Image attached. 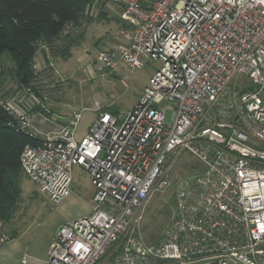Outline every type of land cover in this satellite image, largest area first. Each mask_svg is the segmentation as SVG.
<instances>
[{
  "label": "built area",
  "instance_id": "obj_1",
  "mask_svg": "<svg viewBox=\"0 0 264 264\" xmlns=\"http://www.w3.org/2000/svg\"><path fill=\"white\" fill-rule=\"evenodd\" d=\"M103 1L122 7L127 44L100 50L99 67L159 62L138 102L122 113L97 105L81 138L82 110L39 132L34 113L7 104L38 138L21 167L51 204L71 194L75 166L95 188L90 214L56 230L46 264H264V0ZM179 165L176 205L149 241L147 204Z\"/></svg>",
  "mask_w": 264,
  "mask_h": 264
},
{
  "label": "rangeland",
  "instance_id": "obj_2",
  "mask_svg": "<svg viewBox=\"0 0 264 264\" xmlns=\"http://www.w3.org/2000/svg\"><path fill=\"white\" fill-rule=\"evenodd\" d=\"M81 43L82 40L72 48L74 53H76L77 46ZM85 52L88 53L87 51ZM49 59L52 62V67L49 70L42 68L38 79L34 81L39 91L38 94L34 93L38 97L36 98L37 106L45 110L52 109L58 116L61 114L72 116L74 112L82 110V117L75 126V132L79 138L86 134L91 122L94 120L97 112L93 108L97 105L104 110H114L117 113L131 109L143 95L151 72L159 65V62L150 61L146 66L139 68L119 63L116 68L110 70L100 68V63L91 56H85L81 59L70 57L68 60L60 56H50ZM44 65L46 66L45 63ZM238 79L240 84H248L250 82V79L244 75H241ZM21 90L18 88V82L15 78L8 75L0 88V93L12 97L9 99L10 101L18 97L17 100H20L19 104L21 101L29 103L30 98L28 99V96H24ZM46 97L49 98L46 99ZM33 101L35 102V100ZM35 111L42 112V110ZM37 113L34 112V114ZM41 114L45 115L46 113L42 112ZM165 116L166 121L171 122L173 109L168 108ZM34 118L33 121L37 129H48L51 124L50 121H43L44 124H42V121H39L41 119L40 115H36ZM180 161L190 162L191 165L196 166L194 158L188 154H184ZM185 171L184 166L175 167L170 175L171 185L168 189L164 192L156 191L150 198L144 213V229L142 232L147 240L155 242L161 238V232L169 220L173 207L176 205L173 194L174 188ZM75 174L76 181L81 182L79 184L81 188L85 187L89 178L86 171L75 170ZM23 175L22 195L17 211L9 222L0 220L2 222L0 230L8 238L10 237L7 232L9 225L25 214L27 216L29 215L28 213L35 214L40 208L53 213L55 221H61V218L63 220L68 219L70 215L85 213L86 208L84 206L87 201L85 193L81 196L75 195L78 198L72 203L64 201L54 205L52 208V204L47 197L38 191L36 185L28 176L24 173ZM82 190L84 191V189Z\"/></svg>",
  "mask_w": 264,
  "mask_h": 264
},
{
  "label": "trees",
  "instance_id": "obj_3",
  "mask_svg": "<svg viewBox=\"0 0 264 264\" xmlns=\"http://www.w3.org/2000/svg\"><path fill=\"white\" fill-rule=\"evenodd\" d=\"M100 3L95 0H0V88L11 75L23 95L30 98L29 103L21 101L18 105L32 113L49 115V109H41L36 100L32 101L33 96L38 98L34 95L39 93L34 81L42 72L35 66L37 54L41 50L45 52L43 69L48 70L52 67L50 56L68 60L72 48L86 32L88 22L94 18L93 9ZM11 98L0 93V220L4 222H9L19 207L24 176L20 161L22 150L26 144L38 142L36 136L17 125L16 113L7 108ZM17 98L13 102L18 103Z\"/></svg>",
  "mask_w": 264,
  "mask_h": 264
},
{
  "label": "crops",
  "instance_id": "obj_4",
  "mask_svg": "<svg viewBox=\"0 0 264 264\" xmlns=\"http://www.w3.org/2000/svg\"><path fill=\"white\" fill-rule=\"evenodd\" d=\"M144 1L147 2L148 0ZM121 14L122 7L115 3L103 1L99 6H96L93 9L94 18L91 19L86 26V32L81 39L82 43L77 46L78 49L76 53H74V50L72 51L73 53L71 57L81 59L85 56H91L97 61V56L100 50H121L126 46L127 40L120 34V29L126 25ZM84 51H87L88 53H84ZM46 58L45 52L42 50L39 51L36 57L35 66L41 69L44 68ZM153 72L154 70L151 72L150 76ZM47 98L49 97H46V99ZM49 110V115H44L39 112L35 114V116L40 115L41 119L39 121H42V124H44L43 121L51 122L48 129H37L33 121L34 130L39 132H51L62 125L68 124L71 120L72 116H67L66 114L58 116L55 111L52 109ZM34 119L35 118H33V120ZM75 170L86 171L82 166H75L73 168L72 192L64 201H66V203H72L78 198L77 196L84 195L85 193L87 195V201L84 206L86 208L85 213H80V215L79 213L78 215H70L68 219L63 220V218H61V221H55L53 213H49L50 211H45L44 208H40L35 214L28 213V216L25 214L22 217H19L13 222V224L7 227V232L10 234L8 239H2V231L0 230V264H24L23 259L25 257L28 258L30 264H46L49 247L56 230L63 223L90 214L94 206L93 197L95 194V188L87 171L86 173L89 176L88 183L85 187L81 188L79 185L81 182L76 181ZM82 189H84V191ZM53 206L54 205L52 204L51 207L53 208ZM32 216L34 217L32 218Z\"/></svg>",
  "mask_w": 264,
  "mask_h": 264
}]
</instances>
